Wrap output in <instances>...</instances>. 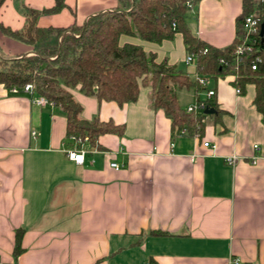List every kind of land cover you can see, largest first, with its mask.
<instances>
[{"label": "crops", "instance_id": "crops-1", "mask_svg": "<svg viewBox=\"0 0 264 264\" xmlns=\"http://www.w3.org/2000/svg\"><path fill=\"white\" fill-rule=\"evenodd\" d=\"M118 3L66 0L51 12L55 0H5L0 22L20 30L33 9L40 28L81 25ZM243 3L198 0L187 24L202 40L224 47L236 38ZM120 42L184 65L192 81L207 75L184 60L181 32L160 43L130 35ZM33 52L0 31L1 58ZM207 76L216 91L209 107L216 111L204 112L201 133L174 129L165 111L152 106L149 85L123 105L73 89L84 118L123 125L121 133L86 141L82 163L66 153L68 118L61 105L36 103L38 94L14 93L0 83L2 263L264 264V113L254 103L256 85L237 92L232 74ZM205 93L198 82L178 89V102L186 111Z\"/></svg>", "mask_w": 264, "mask_h": 264}, {"label": "trees", "instance_id": "trees-1", "mask_svg": "<svg viewBox=\"0 0 264 264\" xmlns=\"http://www.w3.org/2000/svg\"><path fill=\"white\" fill-rule=\"evenodd\" d=\"M197 1L191 0L189 5L186 0H119L116 7L91 15L81 25L47 28L38 27V11L27 9L22 29L14 30L0 22V31L32 45L34 52L10 59L0 57V83L9 88L32 83L34 93L61 105L68 118L69 147L75 145L73 136L88 135L93 143L103 133L123 130V125L111 120L84 118L73 89L123 105L137 100L141 85H149L152 106L165 111L174 129L186 127L201 133L206 114L195 117L187 113L177 97L178 89L198 81H192L167 60L157 61L156 54L147 52L142 45L120 42L122 35H130L160 43L181 32L187 53L197 55L201 73L214 77L236 74L234 84L241 92L248 83H254V103L264 113V62L257 70H252L248 63L236 67L233 57L236 38L218 47L195 35L187 24V16ZM4 2L0 0V7ZM243 2L237 33L244 16L254 10L258 0ZM65 6L66 0H55L47 11L57 12ZM20 251L17 246L15 253Z\"/></svg>", "mask_w": 264, "mask_h": 264}, {"label": "built area", "instance_id": "built-area-1", "mask_svg": "<svg viewBox=\"0 0 264 264\" xmlns=\"http://www.w3.org/2000/svg\"><path fill=\"white\" fill-rule=\"evenodd\" d=\"M186 1L189 5L191 4V0ZM261 5H264V0H258V2L255 4L254 10L245 15L242 20L240 29L236 35L235 47L233 51L234 63L236 67L248 63L252 70H257L264 62V56L262 55V51L264 50V33L261 34L262 23L264 22V7H262ZM173 26H175V23H173ZM185 61L187 64L197 63V55L193 53L188 54L185 58ZM232 75L234 79H236L237 75ZM197 81L199 82L200 86L206 91V93L204 97L200 96L194 103L186 107L187 113H192L195 115L203 114L205 109L211 105V99L216 94L215 89L209 86V76L198 74ZM33 88L34 86L32 83H27L21 88L13 86L10 89L14 93H17L20 90H24L33 94ZM236 90L237 92H241L240 88L237 86ZM33 100L34 102L39 104L52 102L43 95H37L33 98ZM186 132V128L180 130L181 134H185ZM72 140L75 141V145L68 147L66 149V153L71 160L77 163H82L85 156L84 143L86 141H89V136H73ZM204 145L208 146L210 145V143L208 141H205ZM255 147H257V145H255ZM236 160V156L228 157V161L230 163H235ZM111 165L116 168L120 167V165L116 162L111 163ZM0 264H3L1 260ZM234 264H240V261L238 259H234Z\"/></svg>", "mask_w": 264, "mask_h": 264}, {"label": "water", "instance_id": "water-1", "mask_svg": "<svg viewBox=\"0 0 264 264\" xmlns=\"http://www.w3.org/2000/svg\"><path fill=\"white\" fill-rule=\"evenodd\" d=\"M263 33H264V22L262 23V27H261V34H263ZM215 111H216V109L214 107H207L204 112L205 113H212Z\"/></svg>", "mask_w": 264, "mask_h": 264}, {"label": "rangeland", "instance_id": "rangeland-1", "mask_svg": "<svg viewBox=\"0 0 264 264\" xmlns=\"http://www.w3.org/2000/svg\"><path fill=\"white\" fill-rule=\"evenodd\" d=\"M194 8V7H193ZM186 57V56H185ZM185 60V59H184ZM181 66H183V67H181ZM180 66V69L182 70V71H184V72H186V68L184 67V65H181ZM191 77H192V75H191ZM192 79V78H191ZM203 94H204V92H203Z\"/></svg>", "mask_w": 264, "mask_h": 264}]
</instances>
